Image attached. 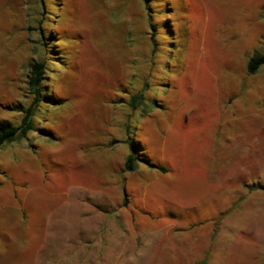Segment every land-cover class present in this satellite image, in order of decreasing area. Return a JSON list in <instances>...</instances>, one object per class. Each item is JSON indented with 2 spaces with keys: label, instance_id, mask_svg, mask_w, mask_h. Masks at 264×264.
I'll return each instance as SVG.
<instances>
[{
  "label": "rangeland",
  "instance_id": "rangeland-1",
  "mask_svg": "<svg viewBox=\"0 0 264 264\" xmlns=\"http://www.w3.org/2000/svg\"><path fill=\"white\" fill-rule=\"evenodd\" d=\"M146 1L0 0V121L19 124L17 109L32 103L35 61L62 104L36 112L57 142L42 130L0 150V264H264V64L247 72L264 55V0ZM153 49L173 65L158 75L177 74L158 95L165 109L135 119L137 136L175 176L136 195L157 214L149 226L116 189L85 187L83 176L105 168L97 138L124 118L120 91L141 88L131 78L144 77ZM15 213L22 224L7 222Z\"/></svg>",
  "mask_w": 264,
  "mask_h": 264
},
{
  "label": "trees",
  "instance_id": "trees-1",
  "mask_svg": "<svg viewBox=\"0 0 264 264\" xmlns=\"http://www.w3.org/2000/svg\"><path fill=\"white\" fill-rule=\"evenodd\" d=\"M146 2L147 1L144 0L145 6H148ZM50 5L53 6L55 10H57L55 3H50ZM149 24L152 31L151 40L149 41L151 46L154 48V37L155 34L159 32V29L152 25L151 22H149ZM162 30H164V35L169 37L172 36L173 39L169 45L165 46V49L168 51L170 50V52L174 51L175 47H173V44L175 43V40L173 38V34L168 33L170 31L172 32V30ZM158 56L160 55L155 52V49H153L149 58H144V66L147 70V72L143 74L144 77L140 78L139 76H134L133 79L131 78L132 81L141 80V88L133 94L120 91V93L123 95H129L128 102L125 104V109H127V112L125 113L124 118L117 126H109L108 129L112 127L115 128L111 135L107 131V135H104V138H97L101 142L99 148H102L105 151L107 149H112V151L116 150V147L119 145L126 149L127 153L124 158L123 167L121 169L122 176L127 173L137 172L141 166H146L150 169H155L163 173L167 171L165 167L155 164L151 160L145 143H143L141 140H138L137 135L139 133L140 126L136 125L135 123V119L138 118L139 114L143 117H148L154 110L165 109L166 104L160 99V97H158V95H160L161 91H165L167 89L169 90L172 87L168 81L173 74L176 75L177 73L173 72L172 75L166 77H164L162 74L158 75V73L161 72L169 73L167 68L171 71V67H173L171 59H168L166 62H157ZM262 64H264V55L251 58L247 65V72L249 74H255ZM48 70L49 69L45 61H35L31 63L29 74L27 76V88L29 94L33 96L32 103L26 109L20 107L17 109V111L23 115L19 124H14L7 119L0 121V150H6L12 146L15 147V144L19 141L29 143L31 141L32 134H39L42 130L48 135L39 136V139H44L46 142L51 140H55L57 142L55 137L46 129V127L38 128L35 125L36 122L40 121L39 117L36 116L38 108L41 106H50L56 109L62 107L61 103H53L54 101L52 98L54 96V91L47 90L46 88L45 82L47 81L46 75L48 74ZM156 77H158L157 79L161 80V82L158 84L155 83ZM163 81H166L167 83ZM114 118L115 117L112 119ZM105 128H103V130H105ZM31 154H37V151H32ZM128 196L129 194H126L123 199V206L126 208H129L130 203ZM132 213L133 211H131V216L133 217L134 214ZM150 217L153 224L154 217ZM152 224L149 226H152Z\"/></svg>",
  "mask_w": 264,
  "mask_h": 264
},
{
  "label": "crops",
  "instance_id": "crops-1",
  "mask_svg": "<svg viewBox=\"0 0 264 264\" xmlns=\"http://www.w3.org/2000/svg\"><path fill=\"white\" fill-rule=\"evenodd\" d=\"M167 139L168 138L166 136V141L168 143ZM126 153H127L126 149H124L120 145L117 146L116 150H113V151L112 149H107L105 151V156H107L108 158H107V164L105 168L104 167L99 168V170H97L95 173H91V174L85 173L83 176V185L85 187L95 188V189H97V187H100V191L103 193L106 192L108 188H112V189L114 188L122 196L123 199H124V196H126V194H129L128 196L129 197L128 199L130 202L129 208L134 213V209L136 210L137 207H142V211L144 213V215L140 217L134 214L136 217V221L139 223H143L145 225H151L152 222H151L150 216H152L153 214L155 215L157 214L152 212L151 210H148L149 207H146L145 205L143 206L139 205L138 201L136 200V195H140L141 193H144V192L149 194L156 190L158 191V190L167 188L169 185V181L168 182L166 181L164 183L163 179L167 173H170L172 176H175V170L171 167L173 169V171L171 172L170 170L167 169V167L169 166H163L167 169L165 173L160 172L158 170H156L157 172H154L152 171V169L146 166H141L137 172L124 174L121 178L119 177V173H121V169L123 167V162H124ZM148 154L151 158V155L149 152ZM151 160L153 161L152 158ZM142 167L146 171L145 178L144 180L137 182L135 179V175L137 173H144L142 171ZM26 174L27 176H30L27 172ZM104 174L105 176H110V174L114 175L113 181L102 180L101 177H103ZM157 174H161L162 177L158 178L159 176H157ZM70 179L72 180V185H75L76 184L75 176L70 175ZM24 185L27 186L28 184L25 183ZM173 185H175V183H173ZM27 203H28V200L26 198H22L19 200V204L23 208L27 207ZM11 216L12 218H10V221H7L8 223H11L12 225L22 224V217L19 213H15L14 216L12 214Z\"/></svg>",
  "mask_w": 264,
  "mask_h": 264
}]
</instances>
